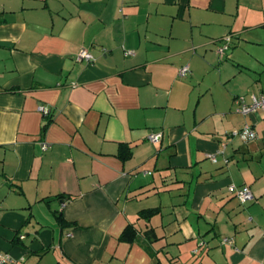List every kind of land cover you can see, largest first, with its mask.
<instances>
[{
	"label": "crops",
	"instance_id": "obj_1",
	"mask_svg": "<svg viewBox=\"0 0 264 264\" xmlns=\"http://www.w3.org/2000/svg\"><path fill=\"white\" fill-rule=\"evenodd\" d=\"M226 35L234 66L216 56ZM248 44H264V0H0V253L16 264H264V110L234 109L236 97H264V50ZM199 63L221 71L198 92ZM245 126L248 142L234 135ZM149 209L160 212L141 219ZM129 225L133 242L121 239Z\"/></svg>",
	"mask_w": 264,
	"mask_h": 264
},
{
	"label": "built area",
	"instance_id": "obj_2",
	"mask_svg": "<svg viewBox=\"0 0 264 264\" xmlns=\"http://www.w3.org/2000/svg\"><path fill=\"white\" fill-rule=\"evenodd\" d=\"M229 47V42L225 45L224 48L220 50L223 53ZM127 55H133L132 52H127ZM78 58L81 60H85L87 62H92L94 60L93 55L90 53L88 49H82L78 55ZM190 72L189 66H184L179 71L180 77H185ZM235 110L243 115H250L256 113L258 110H264V97H254L251 102H246L244 97H238L234 101ZM40 112L45 117L49 116L50 111L44 107L40 108ZM235 136H240L243 141H250L255 138L254 130L250 126H245L240 132L234 133ZM163 134L161 132L151 133L148 136V140L152 144H158L161 142ZM47 145H43V149L45 150ZM208 159L212 161H216V156L214 154H208ZM230 193H233L235 197L239 200L240 203L246 204L254 201L255 197L253 192L248 186H244L241 188H237L235 185H231L229 187ZM70 236V234L68 235ZM25 236H20V239L23 240ZM223 244H233L234 241L232 238H224L222 240ZM0 264H16L15 260L8 254L0 253Z\"/></svg>",
	"mask_w": 264,
	"mask_h": 264
},
{
	"label": "rangeland",
	"instance_id": "obj_3",
	"mask_svg": "<svg viewBox=\"0 0 264 264\" xmlns=\"http://www.w3.org/2000/svg\"><path fill=\"white\" fill-rule=\"evenodd\" d=\"M257 31V30H256ZM250 34V33H249ZM224 40H222V42H221V45H219L218 47H217V52H216V56L218 57L219 55L218 54H221V56H223V54L225 53V52H227V56L228 55H230V53L232 52V41L234 40L233 39V35H226L224 38H223ZM229 42V47L223 52V53H221L220 52V50L222 49V48H224L225 47V45L227 44ZM248 45H250V44H248ZM253 44H251L250 45V47H252V48H255L256 50L258 49L259 51H263L264 50V44L263 45H260V44H254L253 46H252ZM216 46H213V48H215ZM194 49V48H193ZM234 49H236V48H234ZM216 50V48L214 49V51ZM229 50V51H228ZM194 52V51H193ZM204 54V51L202 50V49H198V51H197V53L195 54V53H192V55H191V57H199V58H201L202 57V55ZM242 54V53H241ZM127 56H130V55H127ZM217 57H216V59H217ZM220 57V56H219ZM229 57V60H227L226 62H229V64H231V65H236L235 63H233V61L234 60H232L231 58H230V56H228ZM222 59H224V58H222ZM250 61V60H249ZM249 61H247V60H244V62L245 63H249ZM233 63V64H232ZM231 65H228V67L227 68H229L230 69V72H233V67L231 66ZM197 68V72H196V79H195V81H196V83L195 84H193L194 86H196V88H197V91L199 92V91H202V90H205V88L206 87H212V85H216V81H218L219 80V75H220V72L219 71H221V67H216V66H214V67H211V66H209V65H203V63H199V64H197L196 65V67H195V69ZM237 68V67H236ZM245 72H247V71H245ZM191 74H192V72H191V68H190V72L185 76V79L188 81L189 79H191ZM248 73H242V74H239V75H237L238 76V82L236 83L238 86H243V85H247V81H246V78H243L244 76H248L247 75ZM225 75H227V74H225ZM225 75H224V77H225ZM239 77H241V78H239ZM182 78V77H181ZM223 79H225V78H223ZM254 86V84L252 85V87ZM225 87V86H224ZM232 87V85H230V88ZM246 87V86H245ZM220 88V91H219V93L220 94H222L223 93V91H222V89H223V87L222 86H220L219 87ZM229 86L225 89V91L227 92V91H229ZM235 109V108H234ZM148 142H150L149 140H148ZM151 143V142H150ZM238 200V199H237ZM239 201V200H238ZM4 254H7V253H4ZM8 255H10V254H8ZM11 256V255H10Z\"/></svg>",
	"mask_w": 264,
	"mask_h": 264
},
{
	"label": "trees",
	"instance_id": "obj_4",
	"mask_svg": "<svg viewBox=\"0 0 264 264\" xmlns=\"http://www.w3.org/2000/svg\"><path fill=\"white\" fill-rule=\"evenodd\" d=\"M238 98V97H236ZM235 98V99H236ZM234 99V101H235ZM130 150V149H129ZM131 157V152L129 151L128 153H126V155L124 154L122 156V158L124 159H128ZM70 199V198H68ZM253 202V201H252ZM250 203V202H249ZM242 204V203H241ZM248 204V203H246ZM159 209H149V210H143L139 213V216L141 219H144V220H150L152 217L156 216L158 213H159ZM62 215L61 214H57V218L61 221L62 220ZM146 237L148 238H152V237H155V234H154V231L151 229V230H148L146 233H145ZM137 237V230L132 226V225H129L126 230L124 231L123 235H122V240L123 241H126V242H133ZM19 240L20 237H18Z\"/></svg>",
	"mask_w": 264,
	"mask_h": 264
}]
</instances>
